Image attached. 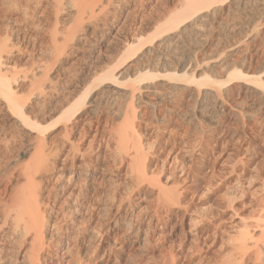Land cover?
I'll return each mask as SVG.
<instances>
[{"label": "bare ground", "instance_id": "obj_1", "mask_svg": "<svg viewBox=\"0 0 264 264\" xmlns=\"http://www.w3.org/2000/svg\"><path fill=\"white\" fill-rule=\"evenodd\" d=\"M138 1L139 0H0V10L6 13V18L4 20H6L7 25H9L6 26L9 28L5 33L6 35H3L4 37L2 36L3 33L1 34L0 32V98L5 102L8 109H10L12 117L19 121L25 129L34 131L37 138L32 156L23 169V174L25 176L24 184L14 189V191H11L9 186H5L0 190V264H44L43 253L56 244L53 239L59 233V221H64L68 216L74 214L81 218L79 221H94L95 218L102 219L101 221H109L110 216H114V226L120 224L129 226V234L135 236V238L139 239L143 244L141 254L147 253L146 255L148 257H145L146 255L144 256L148 260L147 264H156L157 262L158 264H178L180 258L183 257L185 259V257H190L191 259V256L195 258L196 255H199L201 257L200 260L205 262L204 260H207V255L213 250V245H215L213 243H217L214 241L208 245L210 239L207 234L206 236L203 235L204 238L201 240V217L192 219V224L188 233L192 237L193 244L191 243L192 245L190 244L191 246L189 247L186 241L179 242V244L176 245V242H165L166 239L155 237V233H150L151 228L155 230L157 226L159 227L160 223V225H162L165 218L172 215L177 207L179 209H181V207L190 208L192 205L188 207L187 203L194 198L195 194L193 193L192 196L188 198L187 195L190 188L188 189L187 185L186 187H180L176 181L170 182L169 178L172 175H169L165 182L161 180L160 175H162L161 172H163L162 169L165 167V163L159 168L161 172L157 169V165V167L154 166L155 164H153L151 152L142 144L141 129H143L142 122L146 123L148 121L147 115L149 107L155 108L156 96L160 94L161 87L158 83L161 81H167L168 83L177 85L171 88L170 94L172 95L168 94L163 96L162 99L166 97L172 98V96L178 92L183 95L182 97L194 98L196 111L193 110L190 119H192L193 116L198 117L200 120L209 118L215 121V124H219L217 120H219L220 113L222 112V115L225 112L224 107L228 104V91L232 90L231 86L234 84L249 85V87L257 93L256 100L261 102L258 111L263 107L264 68L257 73H249L243 70L244 64L242 63L243 65L241 66L243 68L236 67L229 71L227 78H218L209 73L207 69L202 68L200 64L199 56L206 50L209 43L203 42L199 50H195L191 46L192 42H194L192 40V35L195 33L193 25L200 20H208L211 17L209 10L227 0H186L179 6L176 5L179 9L175 12H168V14L164 13L162 15L164 19L158 25L156 24L157 22L154 26L152 25V31L147 34L139 35L140 37L138 36L139 38H136L137 35L133 34L134 36H132V34L128 33L129 35L127 37L125 36L124 46L122 50L119 51V54L112 58L109 56L110 59L100 62L98 66L96 65L90 78L85 81L86 83L83 90L70 97L68 96V98L64 99V102L59 104L60 106L57 105V109H54L56 113L51 115L48 122L39 120L38 116L33 115L28 109L29 104L27 105V103L30 101L28 99L32 97L30 95L37 94L41 96L44 101L42 103L44 104L49 102L48 99L52 97V95L55 94L56 96L59 94L62 90L61 86L64 85L66 81L64 82V80H61L62 78L59 79L60 77L58 78V76L57 79H54L53 76H50V72L54 69L53 67L62 63L64 59L76 52L77 48L81 46L80 40L87 36L90 29L99 27V22L101 20L106 21L110 14L115 15V22L120 19L118 12L127 11V16L130 15L132 10L128 11L131 7L130 5ZM31 2H35L38 6L44 7L45 10L51 11L53 17L50 18L41 14V16H43V18L40 16L42 18L41 20L30 21V11L33 9L30 7L31 5H29ZM230 2L235 8V11L240 12L243 18L240 21L238 20V23H235L234 28L238 26L236 29L230 28L231 37L237 36L236 30L239 28L241 30L240 33H244L243 37L245 39L239 38L237 43L246 41L248 44L247 49H251V47L258 45L256 44L257 36L260 34V27L264 25V0H230ZM37 5H35V8L38 7ZM113 8H116L118 12H115ZM214 9L216 8H213V10ZM45 10L43 12L46 14ZM65 13H67L68 17L62 19L61 17L64 16ZM161 18H159V20ZM114 24H107V29L114 27ZM227 30L229 31V29ZM107 34L108 31L106 30L100 41L104 40ZM12 36V39H14V37H16V39L10 42ZM44 36L48 39L46 45L42 40ZM170 39H174L175 41L171 42ZM18 41H23L28 44L32 42L35 49L39 48L40 53H42V55L40 54L41 58L44 57L40 60L44 62L39 66L37 65L38 67L36 68L33 67L30 71L29 69L20 71L18 68L17 72V70H15V62L13 63L14 66L12 65L13 67L10 65L11 62L8 64V56L11 58V54L14 51L13 48H16ZM141 56L147 57V59L150 60L149 64L146 67L142 65V68L138 69L134 75H128L123 78L122 76H124L125 72H122V69L124 65ZM262 57H264V51L262 52ZM152 67H156L157 70H152ZM120 78L123 79L120 80ZM122 85H124V88ZM111 86L118 88V91L111 89ZM125 87H128V91L123 96H126L128 101H124L127 102V104L125 103L126 106L123 108V115H121L123 118L121 119L122 121H120L121 124L118 125V129L114 130L111 128L107 116L103 117L101 116L102 114H99L100 116L97 117L98 123L105 121L102 134L98 131V126L93 125L94 121H90V124H86L85 120L87 119H85V117L87 113H94L96 111L95 114H98V111L102 112V110H98L100 107L102 108L106 106L105 104H109V102H107L108 98L105 99L103 96H106V94L110 92L115 95L114 98L111 97L116 101L120 99L118 98L121 95L120 90L125 89ZM26 88L28 89V95H24L27 91H25ZM64 91L65 90L62 92ZM98 91L101 92V96L103 97H99V99H101V101L99 100L100 102L98 101L99 103L96 101L98 98H96V100L94 98ZM21 94L24 96H21ZM228 99L230 100L229 96ZM115 101L111 100L110 103H115ZM180 101L181 100H179V102ZM233 108L234 106H231V110H233ZM112 113L114 114V111L109 112V114ZM229 114L231 116L234 115L231 112ZM94 116L96 117V115ZM60 125H62L64 129L66 140L68 139L70 143V145L67 143L69 148L57 149L55 153H52V150L48 152L46 148L47 143H45L46 134L49 133L51 129ZM80 127H82L79 131L80 136H78L80 138L75 140L73 137L78 135L76 131ZM109 140L115 142L114 148H110L109 150L111 151L110 155L112 156L111 160H113V164H111L110 167L108 166L106 169L107 171L103 170V172L115 173L119 171L122 166L126 165L127 171L125 170V173L127 178L129 177L130 179L129 182H127L129 184L127 187L129 190L128 198H124L119 191L114 192V194L110 196L115 205V212H112L110 206L100 205L96 207L97 202L99 203L101 201H106L107 198L109 199V194L105 196L98 188H92L91 183H93V179H98V177L95 176V173H89L90 168L97 167V164L100 163V153L98 152L102 148L101 145L105 144V148H108ZM149 149L151 150L152 148ZM93 154H97L94 159ZM62 156H64L63 159ZM243 156L241 158L239 157L240 165L232 164L229 169L230 171L226 172L224 176L222 172L219 180L221 183L223 178H225L222 184H226L232 182L234 179V184H232L233 196H230L231 200H229L230 198L228 197V206H232L230 204L236 200L242 201L244 196L246 197L247 194L248 196L251 194L250 202H246L249 199L248 197L247 200L244 199L240 202L243 203L242 205L245 207L249 205L248 207H250L251 214L249 217H245L240 213L238 214L242 215V218L238 219L240 224H238L237 221L234 225L237 224L238 226L237 228L234 226V232L232 231L233 233L231 232L227 236L228 238L226 241L223 240V242H221L222 244L217 250L216 248L213 250L214 257H211V259L215 261L213 264H264V165L260 163L259 165L261 166H255L253 168V170L255 169V173L253 172V176H249L250 178L247 179L245 172L250 161L249 159L248 161L246 160L248 157L244 158ZM237 162L238 161H236V163ZM59 163H62L63 167L68 164L71 165L72 172L69 175L66 174L67 176L65 175L66 177L64 180L66 183L56 187L57 190L54 189V185V188L53 186H50L52 188H46L44 185L46 178L44 176L49 168L62 169V166L57 167ZM78 169H80V171ZM77 175L78 177H76ZM63 177L64 176L61 174L58 178L60 179ZM257 179H261V188H259V185L258 187L255 185L252 186ZM150 188L155 190V192H153L156 193V196L154 195L156 197L155 208L154 210L152 209V212L146 213L145 215L141 210L134 207L133 202L138 200V197L134 198L133 196H136L134 194L136 191H144L147 189L150 191ZM92 190L93 192L95 191L94 196ZM147 191L145 193H147ZM204 192L206 191L203 190V193ZM207 192L209 193V191ZM203 193L201 192V194ZM201 198L204 200L203 195ZM93 200H95L96 203H93ZM217 203H219V201ZM238 209L240 210L241 208L238 207ZM204 210L205 209H203V212H205ZM206 211L208 210L206 209ZM237 212L239 211H236V215ZM202 213L201 215H203ZM208 213L207 215L209 216ZM212 214L210 216H213ZM216 215L217 214H214V216ZM208 216L206 217L208 218ZM217 216L219 218V215ZM217 216L214 218H217ZM198 219L199 221H197ZM209 220L210 219L207 221V226L210 228L213 227L216 230V234L214 233L216 238L226 233L227 230L228 232L233 230L232 228L231 230L226 229V226H224L225 222H223V224L222 221ZM70 221L73 222L76 220L72 219ZM154 222H157L156 225ZM102 224L99 225L101 226ZM153 224L155 225L154 227ZM82 225L84 227L82 228L83 232H88L89 234V231H92V234H89L88 240L89 251L90 245L93 247L90 253L95 251L98 252V248L101 247H98L101 243L100 239L102 236L99 237L101 235V232H99L101 229L99 231L97 229L98 232H95L93 231L94 227L89 226L90 224L86 225L83 222ZM144 227L147 228L144 229ZM206 231V233H208V230ZM142 236L143 239L141 240ZM96 237H98V239L100 238L99 240L97 239L99 242L94 240ZM117 240L116 238L114 243ZM186 246L188 248V253H185ZM206 246H208L207 249L205 248ZM114 249L116 250L115 245H110L109 251L106 249L105 252L111 256V254H113L112 252H115ZM118 252L119 251H116L117 254ZM157 252H159V256ZM106 253L102 255L104 256ZM213 253L211 256H213ZM138 254L139 255H136V257L141 256L140 253ZM93 255L90 254V256L88 255L90 259H85L87 261L94 260L95 255ZM86 256L87 254H85V257ZM139 257L137 258L140 261ZM97 258L98 256H95V259ZM98 259L100 260L101 258ZM102 260L103 259H101V261ZM116 260L117 259L113 260V264H118L115 262ZM87 261L86 263H91ZM136 262L138 261L136 260ZM143 262L146 263L145 260L140 263ZM199 262L198 259L197 263ZM200 263L202 264V261ZM102 264L109 263L106 261L104 263L102 262ZM204 264L210 263H208L207 260Z\"/></svg>", "mask_w": 264, "mask_h": 264}, {"label": "rangeland", "instance_id": "obj_2", "mask_svg": "<svg viewBox=\"0 0 264 264\" xmlns=\"http://www.w3.org/2000/svg\"><path fill=\"white\" fill-rule=\"evenodd\" d=\"M185 1L186 0H139L137 3H133L130 5L132 8L130 7L128 11H130L131 9L132 10L131 14L128 16L127 11L118 12L116 11V8H113V10L115 9V12H118L120 17L119 20L115 22L114 14H110L109 17H107L106 21L101 20L98 25L99 27H97L96 29L92 28L93 30L90 29L87 36L83 37V39L81 37V46L77 48L74 54L68 56L66 59H64L65 61L63 60L62 63H59L57 64V66L53 67L54 69L52 70V72H50V76H53L54 79H57L58 76V78L60 77L59 79L62 78L61 80H64V82L66 81L65 84L61 86L62 90L59 92V94L56 96L55 94L52 95V97L49 98L50 100L48 99L49 102L44 104L42 103L44 101L42 100L41 96L37 94L30 95L32 96L31 98L28 96L30 98L28 100L30 101L28 103L26 102L27 105L29 104L28 109L33 115H37L39 120L48 122L51 115H54L53 113H56V110L54 109H57V107L60 106L59 104L65 101L64 99L83 90V87L86 83L85 81L90 78L92 72L96 68V65L98 66L100 62L110 59L109 56L112 58L116 57V55L119 54V51H121L124 46L126 37L129 35L128 33L132 34V36H134L133 34L137 35L136 38H139L141 35L147 34L148 32L152 31V28L156 22V24L158 25L164 19V17L162 16L164 13L168 14V12H175L179 9L178 6ZM29 5H31L30 7L33 8L32 10L30 8V21L41 20L43 18L41 14L50 18L53 17V15H51V11L45 10L44 7L38 6L35 2H31ZM35 5L38 6V9L35 8ZM213 8L216 9L213 10ZM44 10L46 11V14L45 12H43ZM209 12L211 16L208 19L209 21L200 20L193 25V27L195 28V33L192 35V40L194 42H192L191 46L195 50H199V48H201V46L203 45V42L209 43V46L206 48V50L199 56L201 67L207 69L209 73L213 74L214 76L222 79L227 78L229 71L236 67H244L243 70L249 73H257L258 71L263 70L264 57H262V52L264 51V25L260 27V34L257 36L258 38L256 44L258 45L251 47V49H247L248 44L246 43V41L237 43L239 38H242L243 40L245 39L243 37L244 33H240L241 30L239 28L238 30H236L237 36L235 35V38L231 37L230 28L236 29L238 26L234 28L235 23H238L243 18L240 12L235 11V8L231 5L230 0L219 3L218 5H216V7H212ZM4 13L5 12L3 10H0V32L1 34L3 33L2 36L6 35L5 33L9 28L6 27L9 25H7L6 20H4L6 18V13ZM67 17L68 15L67 13H65V15L61 18L65 19ZM159 18L161 19L159 20ZM111 23H115V26L107 29V24ZM227 29H229V31ZM106 30L108 31V34L106 35L104 40L100 41L102 35ZM44 37H42V40L46 45L48 39L46 36ZM12 38L13 36L11 37L10 42L16 39V37H14V39ZM170 41L173 42L175 40L170 39ZM19 42L20 41H18V45L16 46V48H13L14 51L11 54V58L10 56H8V64H10L11 62L10 65L14 66L13 63L15 62V70L19 68L20 71L23 69H29L30 71L33 69V67L36 68L41 65L42 62H44L41 61L42 58H44H41L42 53H40L39 48L35 49L33 47L32 42H30L29 44L24 43L23 41H21L20 43ZM149 62L150 60L145 56H141L131 60V62H127L122 69V72H125L124 76L122 77L124 78L128 75H134L138 71V69L142 68V65L143 67H146ZM241 65H243V67ZM151 69L157 70L156 67H152ZM123 78H120V80H122ZM158 85L161 87L160 94L156 96L157 99L156 103L154 104L155 108L149 107L147 115L148 121L146 123L142 122V144L148 151L151 152L153 164H155V167L158 166L157 169H159L161 165L165 163V167L162 169L163 172H161V169H159V171L162 173V175H160L161 180L165 182L168 176L172 175L169 178L170 182L176 181L180 187H186L187 185L188 189L190 188V190L193 187L191 191L189 190L190 193L188 192L187 196L188 198H190L194 193L195 196L192 200H195H191L189 203H187L188 207L192 205L190 206V208L181 207V209H179L177 207L174 210L175 213L173 212V214L168 218L166 217L162 225H160V223L159 227L157 226V229L152 230L153 228H151L150 233H155V237L164 240L166 239L165 242H176V245H178L179 242L186 241L187 246L189 247L193 244L192 237L188 233V230L192 224V219L201 217V240H203L204 236H206L207 234L210 239L208 245L214 241L217 242L213 243L215 244L213 245V250H215V248L217 250L218 247H220V245L222 244L221 242H223V240L226 241V239L228 238L227 236L232 231L234 232V226L237 228L238 225L234 224L237 221V223L240 224V221L238 219L242 218V215L238 214H243L245 217H249L251 214L250 207H248L249 205L245 207L244 205H242L243 203H240L244 199L247 200L248 198L249 201L247 200L246 202H250L251 194H249V196L247 194L246 197L244 196L242 201L236 200L232 203L230 201V205L232 206H228L227 204L229 202L227 201V199H229L233 194L232 184H234V179L232 181L233 183L229 182L226 184H222V181L225 178H223L221 183L219 179L221 178L222 172V175L224 176L226 172L230 171L229 169L231 168L230 166L232 164L240 165L239 160L243 155L244 158L248 157L246 160L248 161L249 159L251 163H249L245 172V176L247 179L252 177L255 173V169L253 170L255 166H261L262 164L264 165V105L263 107H261L260 111H258L259 104L261 102L256 100L257 93L252 88H250L249 85L234 84L231 86L232 90L228 91V96L230 97L229 100L227 96L228 104H226V106H228L224 107L225 112L222 115V112L220 113L219 120H217L219 124H215V121H212L209 118H203L202 120H200L198 117L193 116L192 119H190V115L193 113V110L196 111L194 102L195 100L192 97H182L183 95L178 92L173 95L172 98L166 97L165 99H162L163 96H166L168 94L172 95L170 94L171 88L176 87V84L168 83L167 81H161L158 83ZM122 86L124 88V85ZM127 88L128 87H125V89L120 90L121 95L118 97L120 98L117 99L118 101L112 99V97L114 98L115 95L111 94L110 92V94L108 93L106 94V96H103L105 99L108 98L107 102H109V104H105L106 106L103 105L104 107L102 108L100 107L98 110H102V112L98 111V114H95L96 111H93L94 113H87L86 117H88H85V119H87L85 120L86 124L90 121H94L93 125L98 126V131L100 132V134H102L105 121H101L99 123L97 122V117L102 114L101 116L103 117L107 116L111 128H113L114 130L118 129V125L121 124L120 121H122L121 119L123 118V116H121L123 115V108L127 104V102L124 101H128L126 96H123L128 91ZM111 89H114V91H118V88H114V86H111ZM63 90L65 91L62 92ZM25 91V93L23 92L24 95H28L27 88L25 89ZM22 95L23 94H21V96ZM101 95V92L98 91L96 94V96L98 97H94L95 100L96 98H98L96 100L97 102L99 100L101 101V99H99ZM110 99L115 101V103L111 104ZM179 100H181V103L179 102ZM231 106H234L233 110H231ZM112 111H114V114H109V112ZM228 112H231L234 115L231 116ZM94 115H96V117ZM80 129H82V127H80L76 131L78 135H73L75 136L73 137V139L78 140L80 138L78 137L80 136ZM51 130L46 134L45 143H47L46 148L48 149V152L49 150H52V153H55L57 149L66 147L68 149L70 143L68 142V139L66 140L65 138V132L62 125ZM36 141V133L32 130L25 129L19 121L12 117L10 109H8L5 102L0 98V190H2V188H4L5 186H9L11 191H14V189H17L20 185L24 184L25 176L23 174V169L32 156ZM67 143H69V145ZM108 144V148H105V144L101 145L102 148L98 152L100 153V163L97 164V167L90 168L89 173H95V176L98 177V179H93V183H91L92 188H98V190L105 196H108L109 194V199L107 198L106 201L96 203L95 200H93V203L95 202L97 204L96 207L100 205L110 206L112 212H115V205L113 204V200L110 198V196H112L114 192L119 191V193L122 194L124 198H128L129 190L127 187L129 186V184L127 182H129L130 179L129 177L127 178V175L125 173V170L127 171L126 165L122 166L120 170L116 171L115 173L103 172V170L107 171L106 169L108 168V166L110 167V165L113 164V160H111L112 156L110 155L111 151L109 150L110 148H114L115 142L113 140H109ZM149 148H152V151ZM153 154H155L156 156ZM96 155L93 156V159L96 158ZM63 158L64 156H62V159ZM236 161L238 162L236 163ZM260 163L261 165H259ZM61 166L62 163H59V166L57 167ZM64 167L62 169H48V172L44 176L46 178V182H44L46 188H52L50 186L54 185L55 188L54 186L53 188L56 189V187H58L60 184L66 183L64 178L67 176L66 174L69 175L72 170L71 165L69 164ZM78 170L80 171V169ZM61 174L64 177L59 179L58 177ZM76 177H78V175ZM254 183L255 184H252V186L255 185L256 187H258L259 185V188H261V179H257ZM147 190L136 191L134 192L136 196H133L134 198L138 197V200L133 202L134 207L138 210H141L145 215L146 213L148 214L149 212H152V209L154 210L156 200V193H154L155 190ZM203 190L206 191L204 193L209 195L204 194ZM146 191L147 193H145ZM194 191H197L196 193L198 195ZM207 191H209V193ZM210 191L214 192L211 193ZM201 192L203 194H201ZM92 193L94 196L95 191L93 192L92 190ZM202 195L204 197V200L203 198H201ZM220 198L223 200H221ZM229 200H231V198ZM218 201L219 203H217ZM238 207L241 209L239 210ZM203 209H205V212H203ZM206 209L208 211H206ZM236 209L239 211L237 212V215L235 214L237 211ZM206 212H209V216ZM201 213L203 215H201ZM211 214L213 216L214 214H217L219 215V218L217 215V218H214L216 216H210ZM206 216H208V218ZM72 219H75L76 221H70ZM80 219L81 218L79 216L74 214L72 216H68L64 221H59L60 230L57 236L53 239L56 244H54L51 249H48L43 253L44 264H88L86 263V261L90 259V254L93 255L94 253H99L98 255H94L103 260L101 261V259L99 260L98 258L95 259V256L93 255L94 260L87 261L91 262L90 264H102V262L104 263L106 261L109 264H113L114 259H117L115 262H117L118 264H139L144 260L146 261V263L143 262L144 264L148 263V260L145 258L148 257L146 255L147 253L141 254V250L143 249L142 242L139 239H136L135 236H131L129 234V226H127L126 224L114 226V216H110L109 221H101L102 219L97 218H95L94 221H79ZM208 219H212V221L218 222L222 221V223L225 222V224L223 223L224 226H226L225 228L230 230L232 228L233 230H229L230 232H228L227 230V232L225 231L226 233H224L225 235L222 234L220 237L216 238V230L213 227L210 228L207 226ZM197 221H199V219ZM83 222L86 225L90 224L89 226L94 227L93 231L95 232H98L101 229L99 231L101 232V235L99 237L102 236V240L99 238L101 243L98 247H101L98 248V250L96 249L98 252L95 251L90 253L93 247L90 245L89 251L88 240L89 234H92V231H89V234L88 232H83ZM156 223L157 222H154L155 225ZM99 224L102 225L100 226ZM154 224L153 227L155 226ZM203 226L205 229L203 228ZM146 228L147 227H144V229ZM206 230H208V233H206ZM82 232L83 234H87L83 235ZM114 238H117L119 241L117 240L114 243ZM97 239L98 237H96L94 240H96V242H99L97 241ZM142 239L143 236L141 240ZM109 244L115 245L116 248V250L114 249L115 252H112L113 254H111V256L110 254L105 252L106 249L107 251H109ZM187 246L185 253H188ZM207 247L208 246H206L205 248L207 249ZM213 250L209 252L210 255H207V260L210 264H213L215 262L214 259H211V257H214ZM116 251H119L118 254L116 253ZM105 253L106 255L103 256L102 254ZM138 253H140V255L142 256H137L140 258V261L136 257V255H139ZM157 253L156 254L159 256V252ZM212 253L213 256H211ZM85 254L89 256L85 257ZM131 256L133 257V259ZM196 256L195 258L194 256H191V259L190 257H187L188 259L186 257L185 259L182 257L179 259L178 264H196L198 262V259L200 262L202 261V264L206 263L207 260H204L205 262H203V260H200L201 257L199 255ZM85 258L88 259L86 260ZM136 260L138 262H136ZM93 261H95L96 263ZM200 262L197 264H201ZM156 264H158V262Z\"/></svg>", "mask_w": 264, "mask_h": 264}]
</instances>
